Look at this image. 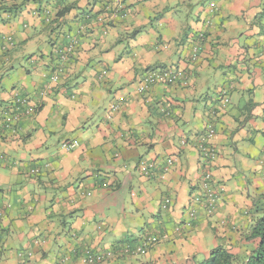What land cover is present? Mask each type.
Returning <instances> with one entry per match:
<instances>
[{
    "label": "crops",
    "instance_id": "crops-1",
    "mask_svg": "<svg viewBox=\"0 0 264 264\" xmlns=\"http://www.w3.org/2000/svg\"><path fill=\"white\" fill-rule=\"evenodd\" d=\"M2 5L19 10L0 12V113L17 93L36 113L0 130V264L189 263L243 243L264 193V0ZM73 39L63 62L56 50ZM162 69L183 77L140 93ZM209 126L211 213L199 151ZM149 237L147 255L126 251Z\"/></svg>",
    "mask_w": 264,
    "mask_h": 264
},
{
    "label": "built area",
    "instance_id": "built-area-1",
    "mask_svg": "<svg viewBox=\"0 0 264 264\" xmlns=\"http://www.w3.org/2000/svg\"><path fill=\"white\" fill-rule=\"evenodd\" d=\"M71 43L67 48H59L56 50V53L60 56V60L63 62H67L71 54L72 50L75 47V40H71ZM63 73V69L61 67H57L54 73L51 76L52 83H57L60 79V75ZM144 83L139 85L138 91L140 93L145 92L149 87L156 83L163 84H174L177 81L181 80L183 77V73L180 71L173 72L171 69H162L160 71L149 70L145 73ZM226 102H229L227 98H225ZM9 112L14 114L12 117L9 116ZM36 113V107L30 102L28 98H25L20 93H17L12 105H10L7 110L3 109L0 113V130H6L7 128H11L13 125V120L19 121L21 118L25 116L34 115ZM14 117V118H13ZM215 135V130L209 126L206 129V134L203 136L201 143L199 145V151L201 156L202 163V178H201V189H202V199L204 200L205 208L211 213L216 209L217 201L219 199L220 190L216 187V183L213 177V173L211 171V165L218 158V150L211 143ZM76 144L65 143L63 147L67 150H71L75 148ZM172 160L169 159L168 164H172ZM154 167L153 164H149L148 167L144 166L145 174L149 175V172ZM38 170H33L32 173H37ZM201 200L200 198L195 199L196 202ZM170 199H165L163 204V209H166L170 204ZM196 210L193 208L189 211V217H196ZM186 226H192L190 222L186 224ZM127 252L130 251V247H127ZM135 254L140 253L146 254L147 249H138ZM96 261V257L94 255L89 254L86 258V262L94 263Z\"/></svg>",
    "mask_w": 264,
    "mask_h": 264
},
{
    "label": "trees",
    "instance_id": "trees-1",
    "mask_svg": "<svg viewBox=\"0 0 264 264\" xmlns=\"http://www.w3.org/2000/svg\"><path fill=\"white\" fill-rule=\"evenodd\" d=\"M2 2L3 0H0V12H18L19 8L16 9V6L5 7L2 5ZM64 13L63 11L61 14L64 15ZM37 173L33 174L35 175ZM253 215L254 223L245 235L243 243L233 245L224 243L218 244L211 250V253L201 261L195 259L189 261V263L183 262L177 264H264V193L258 195V200L253 208ZM157 242L158 240L156 238L149 237L141 247H135L133 250L130 248L129 254L141 257L143 254H135L134 252H137L138 249H147V253L144 254L147 255L151 247ZM244 243H246L245 246L240 247L244 245Z\"/></svg>",
    "mask_w": 264,
    "mask_h": 264
}]
</instances>
